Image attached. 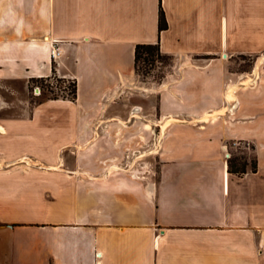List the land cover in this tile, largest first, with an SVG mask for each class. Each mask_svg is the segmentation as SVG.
I'll use <instances>...</instances> for the list:
<instances>
[{
  "label": "crops",
  "instance_id": "crops-1",
  "mask_svg": "<svg viewBox=\"0 0 264 264\" xmlns=\"http://www.w3.org/2000/svg\"><path fill=\"white\" fill-rule=\"evenodd\" d=\"M158 41L177 76L151 120L118 103L136 44ZM52 44L77 95L0 117V264H264V66L229 84L221 58L264 51V0H0V79L50 75ZM242 142L257 167L237 173Z\"/></svg>",
  "mask_w": 264,
  "mask_h": 264
},
{
  "label": "rangeland",
  "instance_id": "rangeland-1",
  "mask_svg": "<svg viewBox=\"0 0 264 264\" xmlns=\"http://www.w3.org/2000/svg\"><path fill=\"white\" fill-rule=\"evenodd\" d=\"M169 54V53H167ZM264 54V51L258 53H237L233 56H226V53L223 54L221 58L224 60L222 62V66H225L224 69L231 72L230 78L227 77L228 83H240V86H251L254 85V80H250L252 76V72L261 57ZM50 55H51V47H50ZM171 55V54H170ZM209 55H196L191 59L193 64H204L206 60L209 59ZM53 58V71L49 78L42 80L38 77H31L27 80L26 83L15 81V80H6L0 79V117H18V116H28L31 112L33 106L42 100L48 99V97H52L53 94L59 96H70V88L69 85L73 83L74 79L69 76L59 75L57 73L55 67L57 65L56 59ZM177 61L176 57L171 56H160L154 62L149 63L141 60L138 64V68L135 71L133 78L131 81L125 86L126 91L121 94L119 97V107H126V105L131 106V113L134 111L132 105L134 104V108L138 105L143 108L140 110V115L137 114L139 111L135 112L137 116L143 117L145 119H154L156 117H165L168 112L170 116H172L173 111H165L164 109H160V90L161 83L169 80L167 76L170 73L173 74L172 80L176 78V73L174 72V65ZM260 68L264 66V59L259 63ZM221 68V66H220ZM54 72V74H53ZM229 74V73H228ZM248 74L246 77H240V75ZM258 76V75H257ZM41 77V76H39ZM47 77V76H44ZM257 79V78H256ZM171 80V82H172ZM174 82V81H173ZM172 82V83H173ZM174 83L171 85L173 86ZM39 86L41 88V94L37 95L34 93V87ZM168 86V85H166ZM231 88V87H230ZM182 91V90H181ZM180 95V93H179ZM178 95V96H179ZM231 97V96H230ZM59 99H65L60 97ZM69 99V98H66ZM182 101V100H181ZM184 102V101H183ZM197 102L192 103L196 106ZM185 105V103H183ZM232 109V108H231ZM229 109V111H231ZM225 109L214 110V111H203L201 115L200 110H185L181 109L178 112L180 113L179 117H192V116H202L205 118H217L224 113L225 116H230L231 113ZM212 113V114H210ZM194 114V115H193ZM200 114V115H199ZM154 128V127H153ZM153 132V131H152ZM164 132V131H163ZM150 142L141 143V148H144V153L147 154L149 152H153V147L150 149ZM254 145L248 143H232L229 146L227 152V159L232 156L233 158H239L241 161H247L248 170L252 167L253 160L257 159L255 155ZM133 152V151H132ZM131 152V153H132ZM131 160H135V156L131 157ZM135 165L144 166H153L159 165L160 159L156 160L152 158V156H144L142 160H135Z\"/></svg>",
  "mask_w": 264,
  "mask_h": 264
},
{
  "label": "trees",
  "instance_id": "trees-1",
  "mask_svg": "<svg viewBox=\"0 0 264 264\" xmlns=\"http://www.w3.org/2000/svg\"><path fill=\"white\" fill-rule=\"evenodd\" d=\"M168 27V22L165 16V12L162 7H160V13H159V30H163ZM160 56H171L170 54H167L161 50L160 42H155V43H138L135 46V52H134V67L135 71L138 68V64L141 60L145 62L152 63L154 62L158 57ZM54 74V72H53ZM34 78V77H33ZM36 78V77H35ZM41 78L42 80H45L47 77L41 76L38 77ZM69 90L71 94L70 96H59L58 94L55 95L53 94L52 97H48V99H57V98H69V99H74L77 95V85L76 81L74 80L73 83L69 85ZM248 162L247 161H241L239 158H233L230 156L228 158V166L229 170L237 173H244L248 170L247 168ZM257 167V162L254 159L252 162V167L250 170H256Z\"/></svg>",
  "mask_w": 264,
  "mask_h": 264
},
{
  "label": "built area",
  "instance_id": "built-area-1",
  "mask_svg": "<svg viewBox=\"0 0 264 264\" xmlns=\"http://www.w3.org/2000/svg\"><path fill=\"white\" fill-rule=\"evenodd\" d=\"M62 51L60 50V48L58 46H56L55 44L51 45V56L54 58H59V56L61 55ZM41 88L39 86L34 87V93L39 95L41 94Z\"/></svg>",
  "mask_w": 264,
  "mask_h": 264
},
{
  "label": "bare ground",
  "instance_id": "bare-ground-1",
  "mask_svg": "<svg viewBox=\"0 0 264 264\" xmlns=\"http://www.w3.org/2000/svg\"><path fill=\"white\" fill-rule=\"evenodd\" d=\"M226 56H227V54H226ZM264 59V54H262L261 55V57L259 58V60H258V62H257V64H256V66H255V68H254V70H253V72H252V76L253 77H251L250 78V80L252 81V80H254V81H256V78H257V75H258V65H259V63L262 61ZM245 82V81H244ZM244 82H242V83H244ZM236 84V83H235ZM237 87V86H236ZM229 89V88H228ZM231 93V92H230ZM231 95V94H230ZM229 96V95H228ZM230 104V103H229ZM227 109L229 110V109H231V107L230 106H228L227 107Z\"/></svg>",
  "mask_w": 264,
  "mask_h": 264
}]
</instances>
